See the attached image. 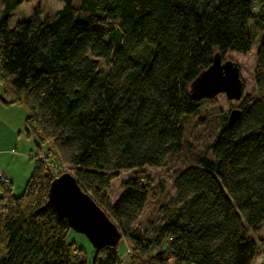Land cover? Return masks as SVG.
I'll return each mask as SVG.
<instances>
[{
  "label": "trees",
  "instance_id": "trees-1",
  "mask_svg": "<svg viewBox=\"0 0 264 264\" xmlns=\"http://www.w3.org/2000/svg\"><path fill=\"white\" fill-rule=\"evenodd\" d=\"M30 0H0V101L26 111L34 152L52 149L66 172L107 213L128 264H264V0H59L9 28ZM250 20L262 28L253 81L232 123L223 121L194 164L174 173L175 198L157 208L153 230L138 227L151 179L137 173L109 203L120 171L160 167L184 146V118L202 101L191 81L214 53L246 54ZM64 171L34 160L24 191L0 184V264H86L65 220L45 206ZM162 188V185L159 184ZM114 246L90 264H123Z\"/></svg>",
  "mask_w": 264,
  "mask_h": 264
},
{
  "label": "rangeland",
  "instance_id": "rangeland-1",
  "mask_svg": "<svg viewBox=\"0 0 264 264\" xmlns=\"http://www.w3.org/2000/svg\"><path fill=\"white\" fill-rule=\"evenodd\" d=\"M72 1L74 4L77 2V0ZM35 6L39 8L41 16H44L57 10L61 6V2L59 0H30L29 2H24L11 13L9 28H13L18 20L29 18L32 13V9ZM248 25L250 27L253 40L250 51L246 54L227 52L224 55L225 59L234 61L239 68L240 78L243 83L242 98L238 101L229 100L223 93H219L212 98V100H214L213 102L202 101L197 114L184 118L182 123L184 146L177 156L168 159L165 164L160 167L145 166L140 169L120 171L118 175L109 182V203L113 204L121 193V183L129 178L132 173H137L145 178L151 179V185L153 188L152 191L154 192V195H152V198H148L143 212L138 218L137 223L140 229H146L148 232H151L154 225L157 223V208L163 205H170V203L173 202L175 198L174 189L172 188L174 173L187 165L194 164L196 157L202 155L203 153H206V155L208 154L207 157L211 158L206 147L222 123L223 117L227 118L229 112L233 108H238L245 96H250L251 100H255L257 98L252 75L256 64V50L261 40L262 28L261 25L254 20H250ZM1 91L2 89L0 86V95ZM23 137L26 142L29 143L30 150L34 151L32 139L25 137L24 132ZM45 149L46 147H42V150ZM53 164L56 165V167L52 168L54 174L61 171L66 172L67 165L62 164L58 157L54 159ZM30 174L31 173H29L28 178ZM26 182L27 178L23 181V183L16 182V184L12 187V194L14 196L21 195L24 191ZM159 184L162 185V188L159 187ZM67 238L69 242H73L75 247L81 250L82 257L84 258L86 264H90L94 252L87 239L83 235L75 233L72 230L68 233ZM257 238H264V226L255 237V239ZM126 250L127 248L124 246V242L120 241L118 251L120 252L123 264H128L126 262ZM261 261L262 258L258 257L255 264H260Z\"/></svg>",
  "mask_w": 264,
  "mask_h": 264
},
{
  "label": "water",
  "instance_id": "water-1",
  "mask_svg": "<svg viewBox=\"0 0 264 264\" xmlns=\"http://www.w3.org/2000/svg\"><path fill=\"white\" fill-rule=\"evenodd\" d=\"M242 91L237 64L218 52L213 54L210 65L189 85L190 95L198 100L212 99L223 93L227 99L238 101L242 98ZM240 114L239 108H233L227 123L232 124ZM45 206L59 220H65L68 228L83 235L95 250L114 246L120 241L121 234L115 223L69 172H63L50 181Z\"/></svg>",
  "mask_w": 264,
  "mask_h": 264
},
{
  "label": "crops",
  "instance_id": "crops-1",
  "mask_svg": "<svg viewBox=\"0 0 264 264\" xmlns=\"http://www.w3.org/2000/svg\"><path fill=\"white\" fill-rule=\"evenodd\" d=\"M25 110L0 101V173L8 178L9 189L25 181L31 173L35 152L23 137Z\"/></svg>",
  "mask_w": 264,
  "mask_h": 264
},
{
  "label": "built area",
  "instance_id": "built-area-1",
  "mask_svg": "<svg viewBox=\"0 0 264 264\" xmlns=\"http://www.w3.org/2000/svg\"><path fill=\"white\" fill-rule=\"evenodd\" d=\"M56 158L55 152L47 148L45 150L39 149L33 156V160H37L42 162L46 167H56L55 164H53L54 159ZM0 184H8V178L3 174L0 173Z\"/></svg>",
  "mask_w": 264,
  "mask_h": 264
}]
</instances>
